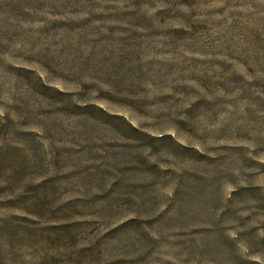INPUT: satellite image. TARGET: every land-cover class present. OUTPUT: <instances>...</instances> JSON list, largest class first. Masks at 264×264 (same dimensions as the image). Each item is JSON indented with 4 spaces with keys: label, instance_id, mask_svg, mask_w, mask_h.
I'll list each match as a JSON object with an SVG mask.
<instances>
[{
    "label": "rangeland",
    "instance_id": "1",
    "mask_svg": "<svg viewBox=\"0 0 264 264\" xmlns=\"http://www.w3.org/2000/svg\"><path fill=\"white\" fill-rule=\"evenodd\" d=\"M0 264H264V0H0Z\"/></svg>",
    "mask_w": 264,
    "mask_h": 264
}]
</instances>
